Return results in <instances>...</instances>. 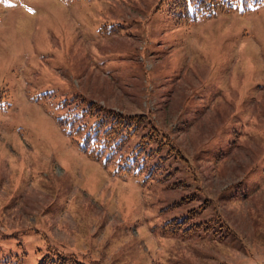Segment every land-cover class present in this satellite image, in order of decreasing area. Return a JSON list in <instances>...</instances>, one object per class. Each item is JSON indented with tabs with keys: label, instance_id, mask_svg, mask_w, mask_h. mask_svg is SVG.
I'll use <instances>...</instances> for the list:
<instances>
[{
	"label": "rangeland",
	"instance_id": "rangeland-1",
	"mask_svg": "<svg viewBox=\"0 0 264 264\" xmlns=\"http://www.w3.org/2000/svg\"><path fill=\"white\" fill-rule=\"evenodd\" d=\"M176 2L0 0V264H264V0ZM89 102L185 160L150 143L120 171L143 125L89 158L56 122ZM193 209L197 232L162 229Z\"/></svg>",
	"mask_w": 264,
	"mask_h": 264
},
{
	"label": "trees",
	"instance_id": "trees-1",
	"mask_svg": "<svg viewBox=\"0 0 264 264\" xmlns=\"http://www.w3.org/2000/svg\"><path fill=\"white\" fill-rule=\"evenodd\" d=\"M181 0L176 2L175 6L179 9H186L187 6L192 5L195 8L197 15L210 14L214 9H229L235 0ZM260 0H254L257 3ZM248 0H244L247 3ZM93 118L90 124L86 118ZM146 116L140 114H124L111 109H106L95 102L89 104L80 113H66L62 117H57L56 122L63 126L64 133L73 138V142L77 145L80 151L86 152L87 156L94 160H100L105 156L104 164L107 165L112 161L113 156L122 150L123 145L129 140L138 130L140 125H143L147 130L140 137L138 144L134 148V159L132 164L125 162L119 169L127 172L131 170L130 167L139 159L136 157L147 156L155 152L153 148L146 147L147 144L153 143L157 145L158 151L167 148V155L172 154L185 160L180 150L173 145L170 138L157 130L154 124L146 127ZM58 124V125H59ZM82 134V137L79 135ZM156 150V151H157ZM143 162V159H141ZM189 197L180 198V201L188 200ZM209 203L208 200H206ZM203 208V205L200 207ZM196 216V211L190 210L183 217L173 218L166 221L162 229L170 232L182 231L189 234L195 230L197 232L201 223H190L193 216ZM195 217H193L194 219ZM192 224V225H191ZM37 264H84L76 260L72 256L63 255L62 253L53 252L46 253Z\"/></svg>",
	"mask_w": 264,
	"mask_h": 264
}]
</instances>
